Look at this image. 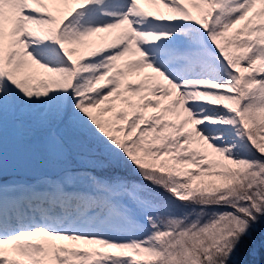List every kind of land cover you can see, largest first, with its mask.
<instances>
[{"label": "snow or ice", "instance_id": "1", "mask_svg": "<svg viewBox=\"0 0 264 264\" xmlns=\"http://www.w3.org/2000/svg\"><path fill=\"white\" fill-rule=\"evenodd\" d=\"M262 218L264 0H0V264H234Z\"/></svg>", "mask_w": 264, "mask_h": 264}, {"label": "trees", "instance_id": "2", "mask_svg": "<svg viewBox=\"0 0 264 264\" xmlns=\"http://www.w3.org/2000/svg\"><path fill=\"white\" fill-rule=\"evenodd\" d=\"M260 231L254 232V239L259 242L261 239L260 232H264V218H262L260 225H256ZM241 250L237 254L234 264H264V247L258 250L257 254L253 256L251 254V243L248 237H243L241 239ZM240 247V246H238Z\"/></svg>", "mask_w": 264, "mask_h": 264}, {"label": "rangeland", "instance_id": "3", "mask_svg": "<svg viewBox=\"0 0 264 264\" xmlns=\"http://www.w3.org/2000/svg\"><path fill=\"white\" fill-rule=\"evenodd\" d=\"M10 146H11V144H9L8 146H6V150H10Z\"/></svg>", "mask_w": 264, "mask_h": 264}]
</instances>
